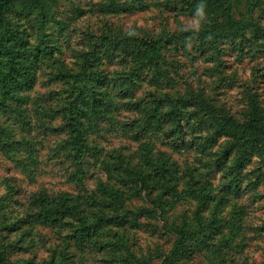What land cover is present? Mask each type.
Segmentation results:
<instances>
[{"label": "rangeland", "instance_id": "1", "mask_svg": "<svg viewBox=\"0 0 264 264\" xmlns=\"http://www.w3.org/2000/svg\"><path fill=\"white\" fill-rule=\"evenodd\" d=\"M129 1L57 0L45 6L44 22L37 19L38 10L21 5L9 10L12 27L20 30L38 58L31 68L33 85L20 93L25 99L5 96L8 108L0 109V248L12 264H169L176 227L186 223L193 231L182 259L185 264H264V178L256 172L259 166L264 169L262 162L250 161L239 187H232L225 170L216 165L226 137L206 150L199 145L204 126L213 122L210 115L183 116L179 127L173 123L179 133L167 136L164 129L139 132L136 124L143 113L135 105L136 99L143 104L153 100V93L187 96L194 91L238 119L252 94L264 102V2L253 14L246 13L251 21L245 33L228 36L217 49L207 44L205 52L198 51L199 43L191 39L185 47L180 39V49L168 43L164 70L169 74L161 84L153 79L157 73L141 69L143 78L134 95L123 97L120 83L114 85L111 79L116 102L109 115L93 117L91 125L85 118L90 126L85 136L92 148H85L79 162L77 149L69 143L72 132L64 104L70 95L57 72L81 70L86 54L92 55L93 42L105 32L157 38L206 25L204 19L195 27L197 9H189L188 0H144L122 9ZM240 11L244 14L245 8ZM101 57L99 69L109 74L130 69L120 58L110 60L106 53ZM5 67L0 62V70ZM3 97L0 94V100ZM179 104L184 111L195 108L190 101ZM171 128L168 123L166 129ZM148 146L180 167L181 195L164 194L165 209L153 201L158 191L148 193L141 182L137 189L136 180L111 174L104 162H115L112 153L120 151L135 163ZM195 179L205 190L184 193L187 182ZM112 191H120L124 203L114 204ZM40 193L89 203L84 206L89 214L103 209L101 228L85 234L79 220L69 216L57 223L37 219ZM89 194L91 199L86 198ZM143 207L155 211L146 213Z\"/></svg>", "mask_w": 264, "mask_h": 264}, {"label": "trees", "instance_id": "2", "mask_svg": "<svg viewBox=\"0 0 264 264\" xmlns=\"http://www.w3.org/2000/svg\"><path fill=\"white\" fill-rule=\"evenodd\" d=\"M55 1L57 0H0V62L6 66L0 70V94L4 96L0 100V109L8 108L4 102L5 96L13 97L16 100L25 99L20 93L33 85L34 77L31 68L38 58L35 48L27 45L25 36L20 30L12 27L13 23L8 17L9 10L17 5H21L28 11L38 10L37 19L44 22L47 19L45 6ZM143 2L144 0H131L122 6V9L128 10L133 5H142ZM263 2L264 0H188L187 6L191 10L197 9L201 3L205 4L206 25L203 29L187 28L181 33L165 32L163 37L157 38L136 34L119 36L112 31L98 36L96 38L98 40L95 39L93 49L90 51L92 55L86 54L81 70L77 72L59 70L57 72V78L64 80L70 95L64 104L67 110V124L72 132V139L69 143L71 142L77 149L76 158L79 162L83 161V156L86 154L85 148H92L88 144L85 134L90 128L89 125L92 124L93 117L99 118L104 113L109 115L111 107L116 102V99L112 97L116 93L110 86L111 79L116 82L114 85L120 83L119 88H121L120 92L124 93L123 97L134 95L135 87L143 78L141 69L157 73L153 79L158 84L161 80V84L169 74L167 70H164L167 61L166 49L170 47L168 43H174V47L180 49V39L182 42L180 44L184 47L188 39H191L199 43L198 51L205 52L207 44L217 49L228 36L234 37L236 34L245 33V28L251 21L246 17V13L253 14L254 10L261 7ZM111 5L115 6L116 3L112 2ZM243 7L245 8L244 14L243 11H240ZM239 11L242 15L241 18L236 17V13ZM101 53H106L107 57L105 58L110 60L120 58L121 62L125 61L130 65V69L117 70L112 74L99 69ZM99 83L103 86H100ZM152 95L153 100L144 104L141 99L135 100V105L141 108V113H143L141 122L136 124L139 132H147V129L160 132L161 129H164L166 135L171 136L173 133H179L173 123L179 127L184 119L183 116L201 119L204 115H210L213 122L210 127H207V124L204 126L201 133L205 132V129L206 133L202 135L203 140L199 142V145L203 150H206L211 148L221 136L226 137L225 145H223L220 154H217L216 165L225 170L224 174L229 176L230 182H233L232 187L234 185L236 188L239 187L242 181V170L250 161L256 158L264 165V102L257 94L250 96L248 108L244 115L238 119L227 112L224 115V109L212 104L202 94L194 91L187 96L177 92V98L164 92ZM180 100L194 103L195 108L184 111L183 106L179 104ZM85 118L90 121L89 125H86ZM168 123L172 125V131L166 129ZM94 151L100 153L96 149ZM145 151L143 159L135 163L127 160L120 151L112 153L115 162L109 160L104 162L111 174L119 176L125 174L129 180H136L137 189L143 187L148 193H151L153 189L158 191V195L153 198V201L157 206L165 209L164 194H171L173 197L181 195L178 187L181 181L179 164L166 154H153L151 146H148ZM256 172L257 177L264 178V169L261 166ZM198 181L199 179H195L187 182L188 187L183 192L191 195L192 192L205 190V186L197 187ZM140 182L142 187L139 185ZM105 184L102 183V186ZM110 196L114 204L117 202L122 204L125 201L120 191H112ZM91 197L92 194L86 196L88 199ZM36 199L40 202L38 206L41 209L37 214L34 212L37 219L57 223L62 218L69 216V218L79 220L78 226L85 234L97 232L106 217L103 209L89 214L84 208V206H90L89 203H82L69 196H50L40 193L37 194ZM105 202L107 201L105 200ZM142 209L146 213L155 211L154 208L143 207ZM92 214L94 219L91 221ZM199 214L198 210L196 215L200 217ZM176 230L178 238L167 261L169 264H185L182 259L190 248L188 242L193 230L186 223L177 226ZM0 264H12L7 261L1 248Z\"/></svg>", "mask_w": 264, "mask_h": 264}, {"label": "clouds", "instance_id": "3", "mask_svg": "<svg viewBox=\"0 0 264 264\" xmlns=\"http://www.w3.org/2000/svg\"><path fill=\"white\" fill-rule=\"evenodd\" d=\"M205 9V4L201 3L197 7V17L199 18L195 22V27L198 29L200 27V21L206 19V13L204 11Z\"/></svg>", "mask_w": 264, "mask_h": 264}]
</instances>
